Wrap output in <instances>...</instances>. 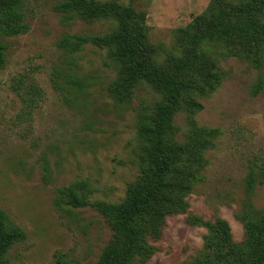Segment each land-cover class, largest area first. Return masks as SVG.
I'll list each match as a JSON object with an SVG mask.
<instances>
[{"label":"rangeland","instance_id":"374dc122","mask_svg":"<svg viewBox=\"0 0 264 264\" xmlns=\"http://www.w3.org/2000/svg\"><path fill=\"white\" fill-rule=\"evenodd\" d=\"M62 0H25L29 32L2 38L6 61L0 68V210L11 227L26 234L6 254L8 264H97L112 238L94 209L56 206L58 189L82 183L93 201L118 204L142 165L136 139L138 114L159 95L143 81L131 96L114 93L115 63L105 50L85 45L70 53L58 41L66 34L103 35L113 21L87 23L54 11ZM132 6L144 14L148 41L159 59L180 54L175 31L188 26L217 0H98ZM237 4L241 0H224ZM223 2V1H221ZM204 52L215 63V84L194 96L199 109L178 111L174 139L197 135L210 147L191 167L186 206L166 217L148 251L132 264H183L199 256L207 230L191 217L230 227L233 240L245 237V213L264 215V184L246 189L255 160H264V46L260 66L240 45L209 42ZM52 79L63 86L53 87ZM79 81L82 86L73 85ZM35 83L43 100L30 117L16 88Z\"/></svg>","mask_w":264,"mask_h":264},{"label":"trees","instance_id":"16d2710c","mask_svg":"<svg viewBox=\"0 0 264 264\" xmlns=\"http://www.w3.org/2000/svg\"><path fill=\"white\" fill-rule=\"evenodd\" d=\"M54 11L87 23L113 21L115 29L103 35L66 34L57 46L70 53L85 45L105 50L116 67V95L130 98V90L140 81L159 95L150 110L137 116L136 139L142 165L136 179L127 185L125 198L118 204L91 202L81 192L83 184L73 183L58 189L55 202L58 207L64 204L73 209H94L105 219L112 238L97 264H132L135 256L148 251L147 237L162 232L166 217L185 208L184 197L192 185L191 167L203 162L202 154L211 145L199 135L186 143L174 139L176 113L186 104L187 109L201 108L193 97L215 84V63L205 54L204 46L209 42L240 45L252 50L259 67L264 46V0H241L237 4L212 1L206 12L175 31L180 54L164 59H159L149 44L144 14L132 6L115 1L62 0ZM26 14L25 0H0V68L6 61L2 38L29 32ZM52 83L56 90H63L55 79ZM73 85L82 83L73 81ZM15 91L24 114L30 117L44 92L35 83H22ZM253 167L246 177L247 191L264 184V160H255ZM240 220L245 237L238 243L221 218L212 222L191 217L190 222L205 228L207 235L199 256L183 264H264V215L245 213ZM25 239L26 234L9 226L0 210V264H8L7 252Z\"/></svg>","mask_w":264,"mask_h":264}]
</instances>
